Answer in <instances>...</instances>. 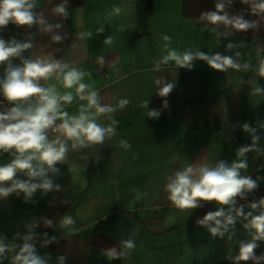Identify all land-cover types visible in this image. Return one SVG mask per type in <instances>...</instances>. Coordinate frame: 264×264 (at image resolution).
Returning <instances> with one entry per match:
<instances>
[{"label": "crops", "instance_id": "1", "mask_svg": "<svg viewBox=\"0 0 264 264\" xmlns=\"http://www.w3.org/2000/svg\"><path fill=\"white\" fill-rule=\"evenodd\" d=\"M62 2L34 0L33 12L44 24L29 27L10 22L0 29V39L6 44L14 39L32 45L20 57L10 58L12 66L51 54L55 60L63 58L90 72L83 82L89 90H97L104 103L115 104L121 98L130 102L113 114L119 122L115 136L103 145L70 149L67 160L56 166L59 173L49 172L48 178L60 185L59 191L38 189L27 202L23 193L0 197V242L6 246L0 264H14L25 242L34 245L44 264H61L60 257H64L63 264L231 261L241 244L258 236L250 224L252 217L246 219L245 215L264 211L251 208L259 200L243 207L245 215L233 211L232 224L221 217L223 235L213 236L209 231L213 222L205 227L197 221L220 206L203 203L197 209L181 211L168 200L165 185L168 176L189 164L213 166L225 161L231 165L238 159L239 148L253 147L245 154L248 166L240 175L253 174L257 186L264 188V77L258 73L264 51L257 55L264 40L213 32L209 26L187 20L182 15V0H150L149 6L145 0H67V19L53 12ZM116 6L121 8L118 15L113 11ZM55 24H60V29L44 31ZM101 28L102 33L98 32ZM57 34L67 38L53 43L52 36ZM162 35L172 38L170 48L178 53L218 52L251 66L219 72L195 59L191 68L169 61L157 70L156 63L167 55ZM108 37L111 42L105 43ZM229 43L234 47L229 49ZM8 63L0 64V78ZM157 79L163 82L157 85ZM163 83L174 84L167 97L158 95ZM40 85L55 86L60 94L71 92L73 102L64 107L70 115L86 103L78 99L75 87L65 89L55 76L41 80ZM145 101H149L148 108ZM153 109L159 111L158 119L148 118ZM100 123L109 121L102 117ZM244 124L254 131L245 132ZM254 136L258 139L253 146ZM121 141L131 147L122 146ZM12 159L13 153L0 152V166ZM73 167L75 171L70 170ZM14 179L30 178L17 172ZM132 189L141 193L139 199ZM223 207L227 213L229 206ZM65 216L74 222L65 225ZM28 236L32 239L26 241ZM126 239H133L135 248L126 257L111 259L107 250L124 251L121 241ZM256 243H264V237Z\"/></svg>", "mask_w": 264, "mask_h": 264}, {"label": "clouds", "instance_id": "2", "mask_svg": "<svg viewBox=\"0 0 264 264\" xmlns=\"http://www.w3.org/2000/svg\"><path fill=\"white\" fill-rule=\"evenodd\" d=\"M232 0H218L214 11H207L201 14L200 19L207 22L208 25H224L225 27L235 29L238 32H247L258 28V21L245 20L243 16H229L224 12L226 3L231 4ZM241 3L248 5L251 14L264 18V0H241ZM35 7L34 0H0V29L7 26L10 22L17 26H32L33 24H44L33 12ZM115 14L121 12L119 6L113 9ZM56 15L65 19L68 17L67 0L53 9ZM223 13V14H222ZM60 24L49 25L44 29L45 32H51L53 29H60ZM217 29L212 28L215 32ZM103 28L98 32L102 33ZM230 34V33H229ZM83 35V34H81ZM90 35V34H89ZM67 38V35H53V43H61ZM165 41L167 55L163 56L161 61L156 63V69L159 70L161 64L174 62L180 68H191L192 62L199 59L219 72H225L229 68L240 70L241 67L250 68L249 63L241 65L234 61L232 56L215 53L209 55L206 52L190 50L178 53L176 49L170 48L172 38L168 35H162ZM111 42V37L105 40V43ZM32 47L30 43H20L11 40L7 44L0 39V64L9 62L5 68V75L0 78V96L13 106L7 111L0 112V152H11L14 159L10 163L0 166V197H8L12 193H23L25 202L33 194L42 189L45 193L52 190H60V185H54L48 178L49 172L59 173L58 164L64 163L68 158L69 150H80L90 148L96 145H103L106 140H110L116 135L118 120L113 114L118 110L124 109L129 100L121 98L115 104L104 103L103 97L97 90H89V85L84 83L85 76H91L90 72H84L70 64L64 62L63 58L55 60L51 54L47 57L36 58L35 60L23 59L22 66L13 67L10 58L20 57L21 54ZM229 49L234 45L229 43ZM264 51V45H258L257 55ZM240 53L237 52L236 56ZM258 73L264 77V59L260 60ZM55 76L62 83L65 89L75 87L76 94L81 101H86L79 106L78 112L70 115L64 110L65 105L73 102V94L65 92L60 94L55 86L42 87L41 80H48ZM162 79H157L156 84L160 85ZM174 84L163 83L159 88L158 95L167 97L172 91ZM257 91H260L258 88ZM37 98L35 103H31V98ZM28 102L27 106H22ZM149 101L144 102L148 108ZM165 106L166 101H165ZM159 111L153 109L148 111L149 119H158ZM106 118L109 123H100L101 118ZM57 121H60L57 123ZM245 132L254 131L248 124L243 125ZM57 133L55 139H49V132ZM258 137H253V146ZM122 146L130 148L127 141H121ZM253 147H241L236 155L238 159L228 165L225 161H219L213 166L207 164H189L188 166L176 170L174 174L167 177L165 190L168 193V200L177 209L192 210L202 206L203 203L214 202L220 206L214 212H208L203 219L197 221L198 225L209 227V222L215 226L209 227L213 236L223 235L221 232L222 220L224 218L227 224L234 223L231 213L236 215H245L243 207L234 208L235 198L242 197L246 191H252L257 188L256 181L250 177L240 175L241 169L247 168L245 154L252 151ZM75 171V167L70 169ZM17 172L26 173L30 178L28 180L14 179ZM39 180L41 182H33ZM6 182H11L9 186H4ZM136 193V199H139L141 193L137 189H132ZM223 206H229L227 213ZM252 209H264V198L251 204ZM252 217L251 227H253L258 236L253 237L252 242L241 244L240 255L237 257L240 261L264 259L257 258L254 255L258 247L256 240L264 237V211L259 215L253 216L251 212L245 215V218ZM71 217L65 216L63 223L72 224ZM51 224V221H48ZM248 225H246L247 227ZM31 227V226H30ZM32 237L28 236L27 240ZM54 240L55 238H51ZM124 251H118L112 247L107 250V255L111 259H120L130 254L135 248L133 239L121 241ZM6 246L0 242V256H3ZM63 264L64 257L59 258ZM14 264H44V261L36 255L33 244L25 242L20 251L14 257Z\"/></svg>", "mask_w": 264, "mask_h": 264}, {"label": "trees", "instance_id": "3", "mask_svg": "<svg viewBox=\"0 0 264 264\" xmlns=\"http://www.w3.org/2000/svg\"><path fill=\"white\" fill-rule=\"evenodd\" d=\"M145 1L147 6H149L150 0ZM217 2L218 0H182V15L187 20L206 25L211 28L215 27L221 32L244 35L264 40V18L252 15L250 7L241 3V0H232L231 4L226 3L224 12H226L230 17L239 15L243 16L245 20L258 21L259 26L257 29H251L247 32H238L235 29L225 27L224 25H208L206 21L201 20V14L207 11H214L215 4ZM257 245L258 247L254 251L255 257H264V243H257ZM239 255L240 252L231 261L222 264H264V259L248 260L246 262L240 261L237 259Z\"/></svg>", "mask_w": 264, "mask_h": 264}, {"label": "built area", "instance_id": "4", "mask_svg": "<svg viewBox=\"0 0 264 264\" xmlns=\"http://www.w3.org/2000/svg\"><path fill=\"white\" fill-rule=\"evenodd\" d=\"M103 75H105V73H103ZM75 93H76V91H75ZM77 97L79 99L78 95H77ZM24 105H25V103L22 104V106H24ZM12 106L13 105L10 104L9 102H7L3 98V96H0V112L7 111ZM56 135H57V133H51V131L49 132V137H55ZM248 177H250L253 180V174H250ZM262 198H264V188L257 186V188L252 190V191H246L242 197H236L234 206L237 208H241L250 202H255V201H258Z\"/></svg>", "mask_w": 264, "mask_h": 264}]
</instances>
